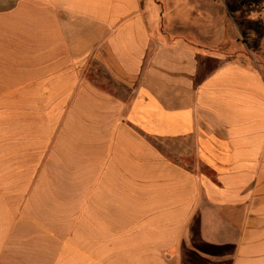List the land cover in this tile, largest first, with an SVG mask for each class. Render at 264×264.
<instances>
[{"label": "crops", "instance_id": "1", "mask_svg": "<svg viewBox=\"0 0 264 264\" xmlns=\"http://www.w3.org/2000/svg\"><path fill=\"white\" fill-rule=\"evenodd\" d=\"M164 11L0 0V264H264V71Z\"/></svg>", "mask_w": 264, "mask_h": 264}, {"label": "rangeland", "instance_id": "2", "mask_svg": "<svg viewBox=\"0 0 264 264\" xmlns=\"http://www.w3.org/2000/svg\"><path fill=\"white\" fill-rule=\"evenodd\" d=\"M143 7L149 8L157 2L163 3L164 16L179 20L175 34H183L191 44H198V31H210L218 23L224 24L229 33L227 17L232 16L237 26L236 37L223 38L217 46L206 47L207 53H215L219 59L200 60L201 68L208 72L226 61H238L264 71V0H141ZM224 1V5L223 2ZM227 7L230 12H227ZM159 11V9H157ZM228 15V16H227ZM149 17V21L153 25ZM153 20V19H152ZM188 26V27H187ZM200 34V33H199ZM256 34V36H255ZM225 40V41H224ZM94 78V77H93ZM99 83L103 88L112 89L114 82ZM105 78V77H104ZM109 86V87H108ZM166 152V151H163Z\"/></svg>", "mask_w": 264, "mask_h": 264}, {"label": "trees", "instance_id": "3", "mask_svg": "<svg viewBox=\"0 0 264 264\" xmlns=\"http://www.w3.org/2000/svg\"><path fill=\"white\" fill-rule=\"evenodd\" d=\"M196 234V233H195ZM194 241V244L195 246L201 248V247H208L207 245H204L202 243L199 242V239L196 238L193 240ZM198 242V243H197ZM186 253V252H185ZM186 256H188L191 260H194L195 262L197 263H200V264H206V262L202 259H200L199 257H197L195 254H192V253H186Z\"/></svg>", "mask_w": 264, "mask_h": 264}]
</instances>
